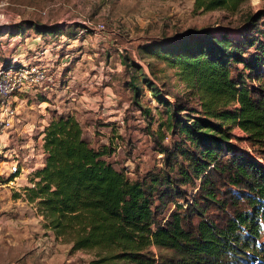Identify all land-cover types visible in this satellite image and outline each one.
I'll use <instances>...</instances> for the list:
<instances>
[{
    "label": "trees",
    "instance_id": "1",
    "mask_svg": "<svg viewBox=\"0 0 264 264\" xmlns=\"http://www.w3.org/2000/svg\"><path fill=\"white\" fill-rule=\"evenodd\" d=\"M242 1L193 0V9L234 13ZM28 32L73 35L72 27L23 20L0 37ZM141 51L173 69L199 106L197 116L181 114L140 76L166 114L170 143L150 134L159 166L129 178L107 161L109 146L90 147L73 117L54 115L40 132L43 165L14 198L32 204L71 251L93 252L91 264H264V10L245 18L238 37L204 30ZM127 84L138 106L140 90Z\"/></svg>",
    "mask_w": 264,
    "mask_h": 264
},
{
    "label": "rangeland",
    "instance_id": "2",
    "mask_svg": "<svg viewBox=\"0 0 264 264\" xmlns=\"http://www.w3.org/2000/svg\"><path fill=\"white\" fill-rule=\"evenodd\" d=\"M261 10L264 0H243L234 13L195 11L193 0H0V14L8 23L28 20L72 27L73 32L71 38L64 33L53 38L32 32L23 37H0V61L5 63H35V53L42 44L47 45L49 53L41 60L50 61L53 77L50 90L32 92L17 102L23 123L37 126L18 136L7 132L12 152L6 157L10 162L14 156L25 157L29 148L36 146L39 126L44 125L41 120L48 123L52 116L63 114L77 121L90 147L109 146L112 153L107 161L123 169L129 178L158 167L161 155L150 134L159 131L166 136L162 144L170 143L166 114L141 87L140 76L144 74L162 95L167 94L163 95L167 102L181 104L185 109L181 114L197 116L199 106L174 70L143 54L141 47L204 30H226L238 37L245 18ZM83 24L91 29L75 36ZM129 62L140 70L127 67ZM130 78L140 90L135 98L138 106L127 84ZM232 133L242 136L238 129ZM246 146L241 143V147ZM38 152L35 148L34 155ZM31 174L26 171L12 184L0 176V264H91L93 252L71 251L70 244L44 227L32 204L14 198L22 195V188L31 187Z\"/></svg>",
    "mask_w": 264,
    "mask_h": 264
},
{
    "label": "built area",
    "instance_id": "3",
    "mask_svg": "<svg viewBox=\"0 0 264 264\" xmlns=\"http://www.w3.org/2000/svg\"><path fill=\"white\" fill-rule=\"evenodd\" d=\"M41 13L42 15L45 14L44 11ZM16 23H8L4 16L0 14V28H6ZM90 29L88 25H84V28L79 29L77 34H82ZM40 47L41 50L35 53V63H27L22 60H11L9 63L0 61V176H11L10 184L17 179V176L26 173L28 170L29 173L33 172L43 165L44 154L40 134L35 147H26L30 150L25 157L19 159L14 156L11 162L6 157L7 153L12 152L9 151V140L6 133L14 131V135L18 136L20 132L24 133L28 129L33 130L37 126L23 123V119L17 111V102H22L20 98L32 92H46L50 90L53 84V77L49 73L51 63L47 59L41 60V57L49 53L47 45L42 44ZM41 121L45 125L44 120ZM44 125L39 126L40 132ZM35 148L39 151L36 156L34 155Z\"/></svg>",
    "mask_w": 264,
    "mask_h": 264
},
{
    "label": "crops",
    "instance_id": "4",
    "mask_svg": "<svg viewBox=\"0 0 264 264\" xmlns=\"http://www.w3.org/2000/svg\"><path fill=\"white\" fill-rule=\"evenodd\" d=\"M22 100V99H21ZM42 104V103H41Z\"/></svg>",
    "mask_w": 264,
    "mask_h": 264
}]
</instances>
